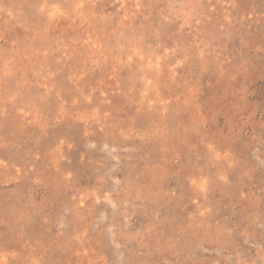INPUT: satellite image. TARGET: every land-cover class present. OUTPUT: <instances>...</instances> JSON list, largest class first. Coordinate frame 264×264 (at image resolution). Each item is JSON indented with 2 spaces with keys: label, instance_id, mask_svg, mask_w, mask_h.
Wrapping results in <instances>:
<instances>
[{
  "label": "rangeland",
  "instance_id": "rangeland-1",
  "mask_svg": "<svg viewBox=\"0 0 264 264\" xmlns=\"http://www.w3.org/2000/svg\"><path fill=\"white\" fill-rule=\"evenodd\" d=\"M0 264H264V0H0Z\"/></svg>",
  "mask_w": 264,
  "mask_h": 264
}]
</instances>
